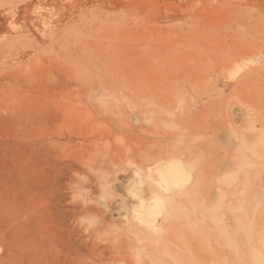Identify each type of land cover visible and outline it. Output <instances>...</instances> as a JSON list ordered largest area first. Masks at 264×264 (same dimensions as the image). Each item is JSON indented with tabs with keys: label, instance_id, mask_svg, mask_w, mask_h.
<instances>
[{
	"label": "rangeland",
	"instance_id": "374dc122",
	"mask_svg": "<svg viewBox=\"0 0 264 264\" xmlns=\"http://www.w3.org/2000/svg\"><path fill=\"white\" fill-rule=\"evenodd\" d=\"M0 264H264V0H0Z\"/></svg>",
	"mask_w": 264,
	"mask_h": 264
},
{
	"label": "bare ground",
	"instance_id": "6f19581e",
	"mask_svg": "<svg viewBox=\"0 0 264 264\" xmlns=\"http://www.w3.org/2000/svg\"><path fill=\"white\" fill-rule=\"evenodd\" d=\"M180 162V161H179ZM178 162V163H179ZM186 168V167H185ZM184 167H182L179 164H171L168 167H158L157 168V172L159 174V177L157 178V180L155 181L156 183L158 182L164 190L162 191H168L173 189H176L178 187H183L186 186L188 183H190L193 179V172L191 174V172H189V170L185 169ZM150 174V173H149ZM150 177V176H149ZM152 178V177H151ZM150 179V178H149ZM154 181V180H153ZM151 182V181H150ZM157 183V186L159 187V184ZM143 184V181L140 185ZM176 187V188H175ZM161 189V187H159ZM143 192V191H142ZM139 193V191H138ZM136 193V194H138ZM167 193V192H166ZM169 193V192H168ZM167 193V194H168ZM160 194H162L160 192ZM156 195V193H155ZM158 195V194H157ZM166 195V194H165ZM165 195H163L165 197ZM154 196V195H153ZM140 200H141V208H145L144 210H148V214H149V218L153 217L151 220L155 218L159 219V216L167 209V200L169 201L170 199H167V195H166V199L164 197H162V195L160 196H156L153 199L147 200L145 197L143 196H139ZM171 204V203H170ZM139 207V206H138ZM138 208V209H141ZM137 210V209H136ZM142 210V212L144 211ZM140 211V210H139ZM136 213V212H135ZM137 214V213H136ZM143 214V213H141ZM147 214V215H148ZM145 215V214H144ZM162 216V215H161ZM165 217V215H163ZM168 217V216H166ZM143 218V216H142ZM141 218V219H142ZM140 219V218H139ZM140 219V220H141ZM147 220V218H145ZM144 220V219H143ZM145 221V220H144ZM142 222V221H141ZM146 222V221H145ZM149 222H151L149 220ZM157 222V220L155 221ZM144 223V222H143ZM156 225V223L154 224V226ZM148 226V224H147ZM150 226V224H149ZM152 226V224H151ZM150 226V227H151ZM149 228V227H148ZM153 228V227H152ZM156 228V227H155ZM160 228V227H159ZM155 232V229H154ZM157 232V231H156Z\"/></svg>",
	"mask_w": 264,
	"mask_h": 264
}]
</instances>
